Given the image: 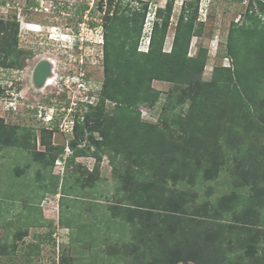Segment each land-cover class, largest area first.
Listing matches in <instances>:
<instances>
[{
	"label": "rangeland",
	"instance_id": "1",
	"mask_svg": "<svg viewBox=\"0 0 264 264\" xmlns=\"http://www.w3.org/2000/svg\"><path fill=\"white\" fill-rule=\"evenodd\" d=\"M170 1L0 0V264H263L259 240L250 253L238 232L246 223L264 230L262 214L248 209L264 181V57L247 53L241 71L222 70L231 66L230 28L260 6L199 0L180 73L158 52L159 32L157 63L134 54L137 40L139 54L150 52ZM192 1L173 0L162 53L171 52L182 5ZM108 29L120 40L105 62ZM42 62L53 80L46 87L33 82ZM124 85L141 101L119 113ZM108 92L113 100H104ZM84 112L87 120L76 116ZM150 126L160 135L144 131ZM151 146L191 148L178 178L166 181L172 166L158 170ZM88 147L95 157L65 167L73 149ZM170 197L183 206L165 210L213 224L217 254L212 243L200 263L183 247L182 256L146 249L157 239L138 234L143 219L150 223L139 212L163 213L156 203Z\"/></svg>",
	"mask_w": 264,
	"mask_h": 264
},
{
	"label": "trees",
	"instance_id": "2",
	"mask_svg": "<svg viewBox=\"0 0 264 264\" xmlns=\"http://www.w3.org/2000/svg\"><path fill=\"white\" fill-rule=\"evenodd\" d=\"M234 1H239L242 2L243 0H234ZM252 2H256L260 8L255 11V10H249L246 14V17H244V20L241 22V24H234L230 28V31L228 33L227 39H226V47H227V52L224 56V58L229 59L231 62V66L228 68L222 67L223 71H228L230 73L236 72V71H241L242 68L244 67L245 60L244 57L249 53L248 55H254L257 56L260 60L264 57V3L260 0H251ZM192 5H188L187 3H183L182 5V10L180 14V19L176 28V33L174 36L173 44H172V50L169 53H162L161 49L162 46L164 45L165 41V33L167 31L168 25H169V18L170 14L173 9V0L172 2L170 1L168 3L167 8L164 10L166 12V16L163 17V21L161 23V27L159 28L156 24L154 27L153 35L151 36L150 41L152 40V43L150 42L151 45V50L148 54H139L137 52V43H135L134 47V54L139 55L144 57L148 64L150 61H154L157 63L159 57L157 54V45H155L156 39L155 36L157 32L160 33L161 35V40H160V49L159 53L163 55V57L167 58V63H168V68L170 66L176 65L177 67L183 65L186 62V59H188V52L191 44V40L195 35V30H196V20L198 17V7H199V0H193ZM186 6H190L193 11V18L189 20L185 14H187V8ZM186 17V19H185ZM118 37L113 34V29H108L105 33L104 36V43H103V57L105 59V62L109 60V58H112L113 54L116 51V46L119 43ZM241 43V44H240ZM246 45V46H245ZM248 46L250 49H248ZM242 52H245L244 54L241 55ZM152 53V55L149 56V54ZM247 58V57H246ZM150 60V61H149ZM179 65V66H178ZM176 68V67H175ZM179 69V72L181 71L180 67L177 68V71ZM141 71V70H140ZM181 73V72H180ZM164 75L160 76L161 78ZM145 81V79H143ZM108 78L106 79V84L107 85ZM262 83V82H261ZM122 91V92H121ZM121 91L117 93L116 98H118V101L116 102V109L117 111H122L125 112L126 110H123V107L127 106L130 108L132 105H137L140 103V99H131L129 98V87L124 85V88L121 89ZM112 94L110 92L106 93V97L104 100H113L112 99ZM131 100V102L129 101ZM79 106L85 107L88 105L84 103H79ZM75 107L71 111L74 110ZM63 114H60L59 117H62ZM78 118L84 117L86 120L89 118L90 114L89 113H79L76 115ZM55 121V119H54ZM53 121V122H54ZM78 123V121H76ZM73 127L76 128L77 125L75 126V123H73ZM154 127H146L144 131L150 133V131L153 133V135L159 134L158 132H155L153 130ZM155 133V134H154ZM160 135V134H159ZM159 144L162 147H167L168 143L166 141H159L155 140L154 145ZM109 152L110 157V163L111 160L113 161L115 157L113 154H110L113 152L111 149V146L107 145L105 147ZM152 152H149L154 156L153 160V165L154 162L156 163V166L158 167V170L165 169V167L168 165L172 166L165 171V175L167 177L166 181L169 179L178 178L177 176L180 175L178 173V170H182L181 164H186V161L188 158L186 155V150L191 151V148L189 147L188 149H174V147H168L165 152L163 149H157L148 147ZM74 153L70 157H67L66 161L64 162L65 167H70L77 158L80 157H95L96 155L91 152L90 148H85V149H73ZM154 150H157L161 152V154H154ZM63 151V150H62ZM159 160V161H158ZM151 169V168H149ZM152 170V169H151ZM141 176V175H139ZM175 182V181H174ZM180 182V181H179ZM141 186H146L144 182H139ZM174 184H179L178 182H175ZM262 184V186H261ZM257 188L255 190V197L251 199L250 207L248 209L252 210L254 213H260L259 219L264 221V181L257 183ZM153 187V186H152ZM143 188V187H142ZM258 197V198H256ZM171 198V197H170ZM249 201V200H248ZM153 203H156L155 201H152ZM158 208H160V211L163 213H157L153 215H149L142 209L139 212L142 216L146 217V220L149 216V224L145 223V220H142V225L138 231V234L141 236L142 234L144 235V231L149 232L150 236L152 239H157V242L152 243V245L146 246L147 250H159L163 248L169 249V253L172 255H180L182 256V252H186V257L187 258H192L195 259L196 262L200 263L199 260L202 259V254L205 252V247H207L210 243L213 244L214 249V254H217L223 247V244L215 243V235H212L210 231L214 230L212 227V223L208 219H196L192 218L191 220H186L183 219V216H179L178 214L175 215L169 210H165V207L169 208H174V207H180L183 206L180 205L177 200H174V198H171V201L167 200L166 204L160 205L158 204V201L156 203ZM129 209V208H127ZM135 209V210H139ZM130 211L132 209H129ZM176 210V209H175ZM159 211V212H160ZM251 213V212H247ZM156 215V217H155ZM142 218V217H141ZM264 227V225H263ZM228 228V227H225ZM260 228V227H259ZM257 227L256 223H246V225H243L241 229H243V232H238V235L241 237H247L246 238V243H247V250L250 252L251 249H254L256 251V243L259 242L261 243L260 245L263 246V249L259 248V252H257V257L261 261V263L264 264V230H261ZM231 231L235 230L234 226H230ZM255 232V234H253ZM262 232V233H260ZM187 238V240H186ZM260 238H262L260 240ZM215 239V240H214ZM189 240V241H188ZM245 238H243L242 245L244 244ZM149 247V248H148ZM211 249V248H210ZM212 250V249H211ZM208 251V250H207ZM253 251V252H254ZM180 252V254H179ZM251 253V252H250ZM179 256V257H180ZM198 260V261H197Z\"/></svg>",
	"mask_w": 264,
	"mask_h": 264
},
{
	"label": "water",
	"instance_id": "3",
	"mask_svg": "<svg viewBox=\"0 0 264 264\" xmlns=\"http://www.w3.org/2000/svg\"><path fill=\"white\" fill-rule=\"evenodd\" d=\"M45 65V62L39 63L34 72L33 82L39 87H42L44 80L48 76V72L44 71Z\"/></svg>",
	"mask_w": 264,
	"mask_h": 264
},
{
	"label": "bare ground",
	"instance_id": "4",
	"mask_svg": "<svg viewBox=\"0 0 264 264\" xmlns=\"http://www.w3.org/2000/svg\"><path fill=\"white\" fill-rule=\"evenodd\" d=\"M52 84H53L52 77L47 76V78L44 80L42 87L50 86Z\"/></svg>",
	"mask_w": 264,
	"mask_h": 264
}]
</instances>
